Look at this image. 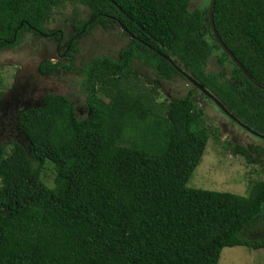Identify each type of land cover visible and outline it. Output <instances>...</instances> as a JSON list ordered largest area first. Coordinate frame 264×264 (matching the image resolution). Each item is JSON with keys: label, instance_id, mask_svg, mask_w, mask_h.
I'll return each mask as SVG.
<instances>
[{"label": "trees", "instance_id": "obj_1", "mask_svg": "<svg viewBox=\"0 0 264 264\" xmlns=\"http://www.w3.org/2000/svg\"><path fill=\"white\" fill-rule=\"evenodd\" d=\"M210 2L193 9L191 0H0V49L15 46L21 32L46 33L57 23L74 34L86 24L83 35L111 31L113 17L147 44L93 56L80 70L72 59L77 37L65 65L40 66L43 76L77 70L89 111L81 117L67 96L48 93L42 106L18 115L23 142L0 148V264H218L226 247L264 249L257 221L264 180L247 197L187 186L211 134L197 88L165 56L264 134V89L217 42ZM69 6L77 15L60 22ZM213 21L264 87V0H215ZM212 57L218 71L208 69ZM136 62L161 79L184 80L188 94L160 103L158 86L138 82ZM48 163L52 188L42 180ZM253 231L262 235L250 237Z\"/></svg>", "mask_w": 264, "mask_h": 264}, {"label": "rangeland", "instance_id": "obj_2", "mask_svg": "<svg viewBox=\"0 0 264 264\" xmlns=\"http://www.w3.org/2000/svg\"><path fill=\"white\" fill-rule=\"evenodd\" d=\"M192 2L199 8H206L210 0H192ZM75 10L74 7L69 6L57 19L62 22L64 18H71L73 13H76ZM115 36V32L105 31L103 28L94 30L91 36L82 39L80 42L79 58L81 61L93 56L115 55V52L122 45ZM37 41L22 36L15 46L0 49V106L2 108L0 112V148L12 141L23 142V135L20 131L19 136L17 134L18 130L13 115H4V112L10 109L9 104L12 102L21 103L20 107H39L42 106V99L46 94H62L71 100L79 116L88 115L87 93L83 89V78L77 70L74 72L62 71L50 78H44L39 74L38 65L43 57L40 53L42 39H37ZM50 45L47 47L48 51H51V48L57 49V46L54 48L52 43ZM75 66L77 67V63ZM219 68L220 65L216 58L212 57L209 60L208 69L218 71ZM138 82L143 87L155 89L153 85H147L145 80L140 77ZM22 86L25 87V91H22ZM170 87V92L176 96L185 94L187 91L182 89L188 90L190 86L185 84L183 80H174L170 82ZM157 91L161 95L159 102L164 101L165 104H168L169 98L164 96L160 89ZM198 97H200L199 94ZM199 99L200 105H203L200 102L203 98L200 97ZM26 102L34 105H27ZM203 102L208 103L203 105V109L206 112L205 120L211 139L187 186L209 191L230 192L247 197L250 193V187L255 182L264 180V152H256L248 150V148L261 146L262 143L264 145V142L256 139L230 119L226 120L212 103L206 100ZM224 124L229 129H224V126H221ZM236 144L242 145L248 150L245 156L240 155L236 149ZM262 148L264 147L262 146ZM55 175L54 165L46 164L42 173V180L48 187L52 186ZM257 221L264 223V210L258 216ZM262 234L253 231L249 236L257 237ZM218 264H264V249L250 250L244 246L226 247L222 250Z\"/></svg>", "mask_w": 264, "mask_h": 264}, {"label": "flooded vegetation", "instance_id": "obj_3", "mask_svg": "<svg viewBox=\"0 0 264 264\" xmlns=\"http://www.w3.org/2000/svg\"><path fill=\"white\" fill-rule=\"evenodd\" d=\"M190 5L193 7V9H198L199 8V7L194 5L192 0H191V4ZM90 22H92V21L89 20L88 24ZM110 24H111L110 27H114L113 29H111V32H115L116 40L119 43H121L122 45L115 52V55H101V56H104V57H118L123 49H126V48L130 47L133 44V42L136 41V40L140 41L141 43H144L145 46L147 45L143 40H140L138 37H135L130 31H128L123 26V24L120 22V20L118 18H116V17L111 18V23ZM86 27H87V24L84 25L83 29L80 32L74 34L75 30L73 29L72 26H68V25H65L63 23H57L55 25H50V26L45 27L46 28V33L39 32L38 34H36L35 32H29V31L21 32V37H20L19 40H21L22 36H24L27 39L33 38L36 41H37V39H42V44H41L42 46L40 47V53L43 55V57L40 60L39 65H38V72H39L40 66L45 61H51L53 64L61 63L62 65H65L68 62V59H69L67 54L70 51V46H71L72 40H76L77 41V37L78 38L81 37V38L78 39V47L80 48L81 40L86 38V37H88V36H91L92 32L95 30V29L91 30L88 34L83 35ZM115 27H117V28H115ZM99 28H103V27H99ZM67 31H68V33H67ZM57 35H58V38H56ZM47 42H48V44H47ZM50 43L53 44L54 48H55V46H57V49H52L51 48V51H48L47 47L50 45ZM148 47L152 48L150 45H148ZM79 52H80V50H79ZM79 52H74L73 53V58H72V56H71V58L74 59V62L77 63L79 69L81 70L88 63V61L91 59V57H88L85 60L81 61V58H79V54H80ZM45 54H47V55H45ZM78 61H80V64H78ZM134 65L136 67L138 66L136 69H134V71L137 73V75H139L142 79L145 80L147 85H153V87L158 86V88L161 90V92L164 94V96L166 95L170 100L175 98V97H177V96H180V97L182 96L183 97V96H186L188 94V90L183 88L182 90L187 91L185 94L176 95V96L174 95L173 96V94L170 92V89H171L170 82H172L176 78H171L169 80L161 79V78L157 77V72L156 71H153L150 67L145 66L144 63L136 62ZM60 72H62V71H59L58 73H55L53 75H57ZM39 74H40V72H39ZM41 76L44 77V78H50L52 75H48V76L41 75ZM179 81H182V80H179ZM22 91H25V87L24 86H22ZM198 93L200 94V97L203 98V100H206L209 103L213 102L209 97H207L201 91L199 92V89H197V91L195 93V95H197V96H195V98L197 100H200L199 99L200 97H198ZM177 94H179V93H177ZM203 100H201L200 102H201V104L203 103V105L205 106L206 102H203ZM42 103H43V99H42ZM26 104L30 105L31 103L30 102H26ZM212 104L214 105L215 103L213 102ZM20 105H21V103L18 104L17 101H16V103L12 102L11 104H9L10 109L7 112H4V110H3L4 115H6V114H12L13 115L14 123L16 125V129L18 130L17 131L18 132L17 133L18 136H19V131H20L19 124H18V115L20 114V112H22L23 110L28 108V107H20ZM32 105H34V104H31V106ZM203 105H202V107H203ZM215 105L217 106V104H215ZM217 107L219 108V106H217ZM1 111H2V108L0 106V112ZM83 115L84 114H82L81 117ZM224 117H225L226 120L230 119L233 123L238 125L240 128H242L243 130L249 132L247 129H245L244 127L240 126L235 120H232L228 115L225 114ZM228 123H229V121H228ZM244 124H246V123H244ZM230 125H231V123H230ZM221 126H224L223 127L224 129H229V128H226L225 124L221 125ZM247 126H249V125H247ZM252 129L254 131H256L257 133H259L256 129H254V128H252ZM241 134L243 136H245L243 133H241ZM250 134L253 135L252 133H250ZM259 134L264 135L262 133H259ZM253 136L256 137V139L258 138L259 141L264 142V139H262V138H260L258 136H255V135H253ZM237 146L242 147V145H239V144H236V147ZM262 146L264 147L263 143L261 144V146H250L248 148V150H254L256 152H264V148H262ZM242 148H244V147H242ZM244 149L247 150L246 148H244Z\"/></svg>", "mask_w": 264, "mask_h": 264}, {"label": "water", "instance_id": "obj_4", "mask_svg": "<svg viewBox=\"0 0 264 264\" xmlns=\"http://www.w3.org/2000/svg\"><path fill=\"white\" fill-rule=\"evenodd\" d=\"M214 2L215 0H211L210 2V7H209V18H210V25H211V29L213 32L214 37L216 38L217 42L219 43V45L222 47V49L224 50V52L231 58V60L236 64V66L243 72V74L257 87L264 89V87L255 82L254 79L251 77V75L245 70V68L241 65V63L234 57V55L227 49V47L224 45V43L222 42V40L220 39V37L217 34L215 25H214V21H213V6H214ZM166 60H168L171 64H173L175 66V68L185 77V79L191 83L193 86H195L197 89H199V91H201L203 94H205L207 97H209L215 104H217V106H219V108H221V110L228 115L232 120H235L240 126L244 127L245 129H247L250 133H252L255 136H258L262 139H264V135H261L259 133H257L256 131H254L251 127L247 126L246 124H244L243 122H241L239 119H237L233 114H231L229 112V110H227V108L212 94L210 93L204 85H202L201 83H199L197 80H195L193 77H191L190 75H188L187 73L183 72L175 63L173 60L170 59L169 56H165Z\"/></svg>", "mask_w": 264, "mask_h": 264}]
</instances>
